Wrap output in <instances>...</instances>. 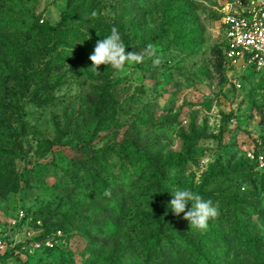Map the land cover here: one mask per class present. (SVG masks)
Segmentation results:
<instances>
[{"label":"rangeland","instance_id":"rangeland-1","mask_svg":"<svg viewBox=\"0 0 264 264\" xmlns=\"http://www.w3.org/2000/svg\"><path fill=\"white\" fill-rule=\"evenodd\" d=\"M222 2L0 0V264H264V75L226 62ZM112 27L164 63L97 75Z\"/></svg>","mask_w":264,"mask_h":264},{"label":"built area","instance_id":"built-area-1","mask_svg":"<svg viewBox=\"0 0 264 264\" xmlns=\"http://www.w3.org/2000/svg\"><path fill=\"white\" fill-rule=\"evenodd\" d=\"M219 11L226 62L264 75V0H223ZM6 249L0 239V253Z\"/></svg>","mask_w":264,"mask_h":264},{"label":"clouds","instance_id":"clouds-1","mask_svg":"<svg viewBox=\"0 0 264 264\" xmlns=\"http://www.w3.org/2000/svg\"><path fill=\"white\" fill-rule=\"evenodd\" d=\"M96 15L95 12L92 13ZM152 59L153 66H160L164 58L158 55L152 45H148L142 52H126V47L116 27H112L111 34L96 42L92 54L88 57L92 62L89 68L99 75L98 68L101 65H110L115 70L124 69L125 65L143 63L145 57ZM107 194V193H106ZM169 203L174 215L189 221L190 227L199 231H207L209 221L215 220L220 215L219 208L213 205L211 200H205L201 195L190 189L175 188ZM191 202V208L187 205Z\"/></svg>","mask_w":264,"mask_h":264},{"label":"trees","instance_id":"trees-1","mask_svg":"<svg viewBox=\"0 0 264 264\" xmlns=\"http://www.w3.org/2000/svg\"><path fill=\"white\" fill-rule=\"evenodd\" d=\"M92 4H94V3H92ZM95 6V5H94ZM89 8H91V10H92V8H93V5L91 6V7H89ZM39 33H42V30L40 31L39 30ZM223 56H224V47H223ZM252 237V235L251 234H249V241H250V238ZM197 252V251H196ZM200 253V252H199Z\"/></svg>","mask_w":264,"mask_h":264}]
</instances>
